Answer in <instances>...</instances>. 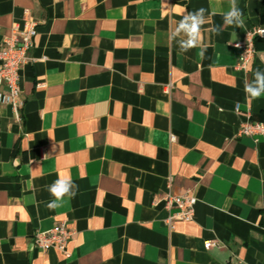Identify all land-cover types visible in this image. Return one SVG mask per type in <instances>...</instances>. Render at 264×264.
<instances>
[{"label":"crops","instance_id":"1","mask_svg":"<svg viewBox=\"0 0 264 264\" xmlns=\"http://www.w3.org/2000/svg\"><path fill=\"white\" fill-rule=\"evenodd\" d=\"M237 2L243 28L222 26L228 0H0V43L38 24L19 117L0 103V264H264V136L239 135L264 122V96L243 89L264 42L247 70L234 45L264 7ZM199 8L201 45L181 53L167 34ZM61 172L76 195L49 209ZM187 191L194 220L170 229L163 199ZM58 223L68 256L34 243Z\"/></svg>","mask_w":264,"mask_h":264},{"label":"built area","instance_id":"2","mask_svg":"<svg viewBox=\"0 0 264 264\" xmlns=\"http://www.w3.org/2000/svg\"><path fill=\"white\" fill-rule=\"evenodd\" d=\"M37 25V21L28 16L24 20L22 28L12 27L11 33L4 37L0 43V89L6 88L8 90L7 93L0 91V103L10 104L17 116L19 109L23 106L20 71L24 65L33 61L30 52L35 47V40L38 36ZM257 37H264V27L261 26L249 32L246 41L234 44L236 47L239 45L237 48L242 51L239 63L240 69L247 70L248 63L256 54L255 39ZM172 87V84L169 85L168 90ZM6 97H10L11 100H6ZM235 108L236 111H240L239 104ZM239 135L253 137L256 141H259V137L264 136V122L252 121L248 118L247 121L242 123ZM171 138L173 141L175 140L174 136H171ZM163 202L165 203V209L169 211L166 224L170 229L174 227L175 221L190 222L194 220L198 198L190 191L183 193L181 196L168 193ZM72 235L73 232L67 227L66 223H58L52 229L37 232L34 236V243L41 252L59 250L68 256L67 247ZM213 246H215L214 242L205 244L207 250H210Z\"/></svg>","mask_w":264,"mask_h":264},{"label":"clouds","instance_id":"3","mask_svg":"<svg viewBox=\"0 0 264 264\" xmlns=\"http://www.w3.org/2000/svg\"><path fill=\"white\" fill-rule=\"evenodd\" d=\"M229 8L222 14V26L244 27V14L239 8L237 0H228ZM207 10L199 8L193 12H187L178 20L167 34V40L181 53L197 48L201 45V32L208 23ZM213 32L219 34L221 26L213 27ZM239 47V45H237ZM243 89L248 99H257L264 96V70L256 69L252 79L245 80ZM10 101V97H6ZM78 186L71 176L61 172L57 179L48 185V192L53 198L48 202L49 209H55L65 197L72 198L76 195Z\"/></svg>","mask_w":264,"mask_h":264},{"label":"trees","instance_id":"4","mask_svg":"<svg viewBox=\"0 0 264 264\" xmlns=\"http://www.w3.org/2000/svg\"><path fill=\"white\" fill-rule=\"evenodd\" d=\"M263 7H264V0H263ZM262 20L264 21V9H263V13H262ZM259 41L264 42V37L261 38V39H260V37H257V38L255 39V46H256V44H257Z\"/></svg>","mask_w":264,"mask_h":264}]
</instances>
